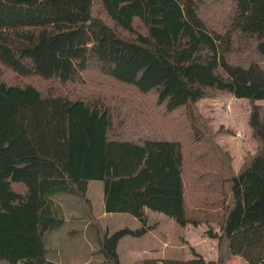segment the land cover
I'll return each instance as SVG.
<instances>
[{"label":"trees","instance_id":"1","mask_svg":"<svg viewBox=\"0 0 264 264\" xmlns=\"http://www.w3.org/2000/svg\"><path fill=\"white\" fill-rule=\"evenodd\" d=\"M115 81L140 96L123 111L69 84ZM45 87L42 88V86ZM250 102L257 142L234 170L196 102ZM264 0H0V264H56L43 234L63 223L51 194L103 182L106 211L138 227L92 224L107 264L146 209L207 225L216 258L142 264H264ZM217 224L218 231L213 227Z\"/></svg>","mask_w":264,"mask_h":264},{"label":"rangeland","instance_id":"2","mask_svg":"<svg viewBox=\"0 0 264 264\" xmlns=\"http://www.w3.org/2000/svg\"><path fill=\"white\" fill-rule=\"evenodd\" d=\"M84 82H77L69 84L67 88H76L88 97H94L95 94H100V98H104L111 105L116 104L121 108L122 112L127 110L129 106L140 105V96L134 91L131 86H126L124 84L108 81L103 79V81H95L92 78H85ZM45 85L42 86V88ZM256 102L261 103L264 106L263 100H257ZM196 105L199 111L206 117L209 118V122L214 131H217L220 127L222 130L217 131L215 135V141L225 150H227L232 158V165L234 170H238L241 166L244 157L247 153H251L256 149L257 142L251 135L250 127L248 125V114L250 109V102L245 97H235L229 93H217L214 95H209L200 98ZM101 181L98 179H91L87 187V196L91 199H95L99 195L98 188L101 189ZM79 199L81 206H85V203L80 199L78 195H75ZM77 209L81 211L79 206ZM148 212V223H155L153 233L147 232L142 236H131L127 235L119 243L118 250L121 256V264H131L129 258L127 257V250L129 240H137L135 245L144 249V256H156L154 252L150 249L155 247L159 248L158 238L162 240L165 239L168 243L173 242H184V236L187 233L189 239L195 241V244L205 249L207 254L211 255L214 249L212 242L213 240L208 238L207 242L201 240L206 234L200 232L199 225H192L193 227L185 228V225H181L176 222L172 217L151 209ZM82 221V220H81ZM82 223V222H80ZM103 223L108 226L109 231H114L115 229L122 227L124 225L130 227H138L140 221L130 213H113L108 215V217L103 218ZM205 224V223H204ZM86 225V224H85ZM75 227H70L68 234L72 236H63V241L60 244L58 254H54L55 257L61 264H95V261H85L88 260L90 254L94 253L93 249L99 247V240L97 238L96 231L94 236L95 240H92L93 235L87 230L82 231L83 225H77ZM207 225H203L202 229L205 232ZM214 229L218 231L217 224H213ZM94 232V230H93ZM156 235V237H154ZM167 236V238L164 237ZM93 241V242H91ZM92 243V246L90 245ZM191 247V246H190ZM93 248V249H92ZM189 248V246H188ZM159 250V249H158ZM171 250H176L170 246L164 248V252L167 255L171 254ZM189 251L190 248L188 249ZM91 251V252H89ZM210 251V252H209ZM100 252V251H99ZM50 255V254H48ZM228 264H245L239 255H234Z\"/></svg>","mask_w":264,"mask_h":264},{"label":"crops","instance_id":"3","mask_svg":"<svg viewBox=\"0 0 264 264\" xmlns=\"http://www.w3.org/2000/svg\"><path fill=\"white\" fill-rule=\"evenodd\" d=\"M89 181H88V183H89ZM100 181H101L102 186H101V189L98 188V192H99V195H97L98 197H96L95 199H91L87 196L89 199V202H90L89 206L80 198L85 203V206H81V204L79 203V199L76 198V196H75L76 194H73V193L56 192V193H53L50 195L52 200L62 210L63 223L58 227L46 230L43 234L44 254H45V257L47 259H50V260L56 262V264H61L55 257H52V256L54 254L59 253L58 250L60 248L59 246H60L61 242L63 241V236H65V235L72 236V235L68 234L69 230L72 229L70 227L77 228L76 227L77 225L82 224L83 227L81 228V230L82 231L88 230L91 233V235H93L92 240H95L96 239V237L94 236L95 228L92 224V218L93 217L99 218L101 223L103 225H105L103 223V218L108 217V215L113 214V213H117V214L128 213V212H122V211H110V212H108L105 210V208H104L103 182H102V180H100ZM87 187H88V185H87ZM86 195H87V193H86ZM77 206H79L81 211H79L77 209ZM148 209L149 208L146 209V212ZM147 214H148V212H147ZM80 222H82V223H80ZM189 224L190 223H187L184 227L185 228H188V227L195 228L194 226H190ZM198 225L201 227L200 232L202 234H204L205 232H203L202 227L205 224L201 223ZM105 226H107V225H105ZM93 230H94V232H93ZM153 231H154V228L149 230L148 232L153 233ZM124 237L125 236H123L119 240L118 245H117V250H118L120 241L122 239H124ZM154 237H156V235H154ZM164 237L167 238L166 235H164ZM156 238H158V237H156ZM208 238L213 240L211 245L214 246L213 247L214 249L212 250L211 255L207 254V252H205V249L198 247L195 244V241L190 240L189 236H187V233L184 236L185 241L183 243L182 242L181 243L180 242L168 243L165 239L162 240L161 238H158L159 248L155 247V248L150 249V250H151V252L158 254L156 256H153L156 258L171 257V258L188 259V258L193 257L192 251L188 250L191 246V247H193V249L195 251L199 252L206 260L215 259L216 258V239L212 238V237H208L206 235V236L202 237L201 240H203L204 242L205 241L207 242ZM136 241H137L136 239L128 241V245H130V244H132V245L128 246L127 257L129 258V262L131 264H142L143 258L150 257V256H144V249H141L140 247L135 245ZM91 242H93V241H91ZM96 243L97 242L95 240V244ZM90 245L92 246V243ZM167 246L175 248L176 250H171L172 251L171 254L167 255L164 252V248H166ZM188 246H189V248H188ZM93 251H94V253L92 252V254H90L89 259L88 260L86 259L85 261H90V260L92 261L93 260V261H95V264H107L105 257L103 256L102 253L99 252L98 244H97V247L95 248V250L93 249ZM89 252H91V251H89ZM118 253H119V259H120V264H121V256H120L119 250H118ZM48 254H50V255H48Z\"/></svg>","mask_w":264,"mask_h":264}]
</instances>
